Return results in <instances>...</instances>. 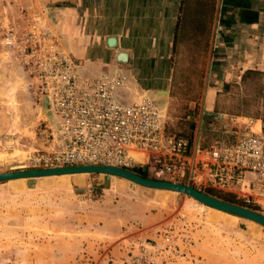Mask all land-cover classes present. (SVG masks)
Segmentation results:
<instances>
[{
    "label": "rangeland",
    "instance_id": "1",
    "mask_svg": "<svg viewBox=\"0 0 264 264\" xmlns=\"http://www.w3.org/2000/svg\"><path fill=\"white\" fill-rule=\"evenodd\" d=\"M43 3L0 0V174L54 167L45 132L46 99L42 105L19 48L27 35L48 32L49 11ZM189 60L180 61L184 73L173 100L163 107L167 109L168 134L208 145L227 135L246 133L231 134V116L264 121V59L260 70H253L260 74L244 80V71L236 67L226 82L210 74L208 87L220 88L215 100L217 114L210 116L200 115L199 106L189 104L202 97V91L185 88L187 77H194L186 74L194 71ZM205 69L204 64L199 67ZM207 91L206 86L204 95ZM40 157L43 160L39 162L36 159ZM131 171L161 180L144 171L141 164ZM62 179L55 180L64 184L44 185L38 179L17 182L21 186L0 183V264H264V249L246 245L255 242L264 247V228L254 222L214 212L178 193L147 189L116 177L86 175L82 176L84 182L73 176ZM214 191L223 196V192ZM151 204L164 212V220L169 217L158 232L161 241L129 242L130 231L139 234L141 228L131 215ZM93 214L98 218H91ZM118 219L123 222L117 224ZM92 241L94 252L99 248L98 260H92L91 250L85 249ZM118 245L120 252L125 248L124 256L110 253ZM143 247L147 249L144 260L140 258ZM250 254L256 255L255 260L248 258Z\"/></svg>",
    "mask_w": 264,
    "mask_h": 264
},
{
    "label": "crops",
    "instance_id": "2",
    "mask_svg": "<svg viewBox=\"0 0 264 264\" xmlns=\"http://www.w3.org/2000/svg\"><path fill=\"white\" fill-rule=\"evenodd\" d=\"M49 11L45 28L58 36L80 66L82 76L89 79L101 76H119L123 84L116 91L119 102L130 103L142 97L163 99L165 105L173 100V91L181 72L180 61L188 57L194 71L186 73V89L202 91L200 115L214 114L218 88L211 85L210 74L227 81L236 67L241 72L260 70L264 59V0H43ZM113 39V46L108 40ZM119 53L127 60L117 61ZM204 64L205 71L199 70ZM194 72V73H193ZM201 77H203L201 79ZM184 78V80H185ZM210 80V81H209ZM195 85H193V82ZM195 86V87H194ZM208 91L204 95V89ZM197 104V105H196ZM162 107V108H163ZM167 113V109L164 108ZM217 114V113H216ZM205 145V144H202ZM81 175L79 182L85 181ZM72 177V176H69ZM64 177V178H69ZM61 177L41 178L39 184H64ZM21 186L20 181H10ZM67 182H71L69 179ZM156 200H153L155 202ZM150 206V207H148ZM153 206V207H151ZM155 205H144L131 215L141 224L139 234L132 233L128 241L154 239L161 241L158 232L163 230L167 217ZM95 215V216H94ZM218 217L220 215H214ZM91 218H98L93 214ZM98 220V219H96ZM164 220V221H163ZM116 222V221H114ZM123 221L117 220V224ZM95 233V232H91ZM241 246V244H239ZM247 246L264 249L259 243ZM244 246V245H243ZM88 242L92 260L99 259L98 246ZM115 246L114 256H124ZM97 256V257H95ZM254 256L248 258L255 260ZM90 260V257L86 256Z\"/></svg>",
    "mask_w": 264,
    "mask_h": 264
},
{
    "label": "built area",
    "instance_id": "3",
    "mask_svg": "<svg viewBox=\"0 0 264 264\" xmlns=\"http://www.w3.org/2000/svg\"><path fill=\"white\" fill-rule=\"evenodd\" d=\"M19 48L41 104L46 99L52 114V120L46 119L45 132L54 167L100 165L131 171L141 164L158 179L231 194L246 206L242 207L255 206L264 216L261 120L231 116V134L246 133L202 145L197 139L168 134L166 110L152 99L119 102L116 91L123 84L119 76H82L58 36L27 35ZM134 154H140L142 161ZM146 255L143 247L140 258Z\"/></svg>",
    "mask_w": 264,
    "mask_h": 264
},
{
    "label": "water",
    "instance_id": "4",
    "mask_svg": "<svg viewBox=\"0 0 264 264\" xmlns=\"http://www.w3.org/2000/svg\"><path fill=\"white\" fill-rule=\"evenodd\" d=\"M108 45L113 46L114 40L109 39ZM127 60L126 54L119 53L117 61L123 63ZM158 107H163L165 101L163 99H152ZM105 175L116 177L126 180L138 186L152 189L162 190L167 192L178 193L193 199L194 201L212 208L214 210L235 216L244 220L254 222L264 228V216L254 212L248 208L237 206L225 201H222L213 196L207 195L202 191H198L191 186L167 182L164 180H154L144 178L140 175L133 173L130 170L120 169L112 166L100 165H85V166H69V167H50L43 169H31L25 171H15L0 174V183L15 180H28V179H41L60 176H73V175Z\"/></svg>",
    "mask_w": 264,
    "mask_h": 264
},
{
    "label": "trees",
    "instance_id": "5",
    "mask_svg": "<svg viewBox=\"0 0 264 264\" xmlns=\"http://www.w3.org/2000/svg\"><path fill=\"white\" fill-rule=\"evenodd\" d=\"M258 74H260V72L253 71V70H247V71L244 72V74L242 76V80H244V77H246L248 75H258ZM217 101L215 102V105H214L215 106L214 110H213L214 113H217V109H218V102ZM193 113H194V111H193ZM262 129H263V132H264V121H262ZM231 139H233V136L232 135H227V138H225L224 140H231ZM139 175H141L142 177H145V178L147 177L146 174H140L139 173ZM201 191L204 192L207 195L213 196V197L218 198V199H220L222 201H225V202L237 205V206H245L242 202H240L237 199H235V197L233 195H231V194L223 193V196H216L214 190L205 189V190H201ZM249 208L252 211H254V212L259 211V209L257 207H255V206H250Z\"/></svg>",
    "mask_w": 264,
    "mask_h": 264
},
{
    "label": "bare ground",
    "instance_id": "6",
    "mask_svg": "<svg viewBox=\"0 0 264 264\" xmlns=\"http://www.w3.org/2000/svg\"><path fill=\"white\" fill-rule=\"evenodd\" d=\"M46 111V110H45ZM47 117H48V119L49 120H52V114H51V111H47ZM54 119V118H53ZM52 124H54V123H52ZM134 157H135V159H139V160H141V155L140 154H134ZM61 178H64V177H69V176H67V175H64V176H60ZM50 178H52V177H50ZM15 181H21V180H15ZM162 191V190H161ZM164 192H167V191H164ZM209 208V207H208ZM211 210H213L214 212H220V211H217V210H214V209H212V208H210ZM223 213V212H222ZM226 214V213H225ZM227 215V214H226ZM229 215V214H228Z\"/></svg>",
    "mask_w": 264,
    "mask_h": 264
}]
</instances>
